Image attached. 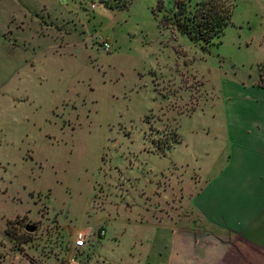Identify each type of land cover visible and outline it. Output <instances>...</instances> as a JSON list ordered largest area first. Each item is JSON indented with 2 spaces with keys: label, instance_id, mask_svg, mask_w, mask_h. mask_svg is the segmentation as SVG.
<instances>
[{
  "label": "rangeland",
  "instance_id": "obj_1",
  "mask_svg": "<svg viewBox=\"0 0 264 264\" xmlns=\"http://www.w3.org/2000/svg\"><path fill=\"white\" fill-rule=\"evenodd\" d=\"M231 3L205 43L174 0H0V264H61L75 230L82 264L153 259L138 222L172 211L155 192L179 134L216 146L221 89L264 84V0Z\"/></svg>",
  "mask_w": 264,
  "mask_h": 264
},
{
  "label": "crops",
  "instance_id": "obj_2",
  "mask_svg": "<svg viewBox=\"0 0 264 264\" xmlns=\"http://www.w3.org/2000/svg\"><path fill=\"white\" fill-rule=\"evenodd\" d=\"M218 99L216 146L193 148L179 134L184 151L161 175L155 194L171 213L144 208L138 224L153 229L154 257L142 264H264V84L226 85Z\"/></svg>",
  "mask_w": 264,
  "mask_h": 264
},
{
  "label": "trees",
  "instance_id": "obj_3",
  "mask_svg": "<svg viewBox=\"0 0 264 264\" xmlns=\"http://www.w3.org/2000/svg\"><path fill=\"white\" fill-rule=\"evenodd\" d=\"M174 5L176 10L166 17L170 24L190 40L205 43H209L211 37L227 25L232 9L231 0H199L192 10H187L185 4L178 0H174Z\"/></svg>",
  "mask_w": 264,
  "mask_h": 264
},
{
  "label": "built area",
  "instance_id": "obj_4",
  "mask_svg": "<svg viewBox=\"0 0 264 264\" xmlns=\"http://www.w3.org/2000/svg\"><path fill=\"white\" fill-rule=\"evenodd\" d=\"M88 5L90 8H94V3L92 1H90ZM109 44V41L106 39L100 40V46L105 51L109 50ZM96 233L98 237H101L104 234L102 228L98 229ZM85 242L86 235L79 230H75L73 232L72 240L69 243L68 251L66 252L63 260L61 261V264H82L79 255L80 251L85 245Z\"/></svg>",
  "mask_w": 264,
  "mask_h": 264
},
{
  "label": "water",
  "instance_id": "obj_5",
  "mask_svg": "<svg viewBox=\"0 0 264 264\" xmlns=\"http://www.w3.org/2000/svg\"><path fill=\"white\" fill-rule=\"evenodd\" d=\"M25 229H27V230H28V229H30V227H29V226H25Z\"/></svg>",
  "mask_w": 264,
  "mask_h": 264
}]
</instances>
